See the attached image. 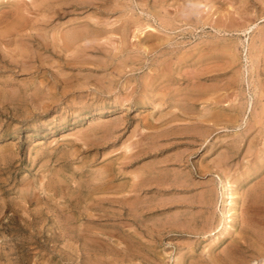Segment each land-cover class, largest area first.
Returning a JSON list of instances; mask_svg holds the SVG:
<instances>
[{"label":"rangeland","instance_id":"374dc122","mask_svg":"<svg viewBox=\"0 0 264 264\" xmlns=\"http://www.w3.org/2000/svg\"><path fill=\"white\" fill-rule=\"evenodd\" d=\"M262 2L0 0V264H264Z\"/></svg>","mask_w":264,"mask_h":264},{"label":"bare ground","instance_id":"6f19581e","mask_svg":"<svg viewBox=\"0 0 264 264\" xmlns=\"http://www.w3.org/2000/svg\"><path fill=\"white\" fill-rule=\"evenodd\" d=\"M77 1V0H76ZM85 1V0H84ZM102 1V0H101ZM233 1V0H232ZM246 1H248V0H246ZM20 2V1H19ZM28 2V1H27ZM79 2H81V1H79ZM79 2H78V4H79ZM228 2V1H227ZM230 2H231V0H230ZM25 3V2H24ZM91 3V2H90ZM241 3V2H240ZM263 3V2H262ZM92 4V3H91ZM90 4V5H91ZM114 4V3H113ZM181 4V3H180ZM215 4H217V3H215ZM264 4V3H263ZM39 5V4H38ZM42 5V4H41ZM81 5V4H80ZM183 5V4H182ZM24 6V5H23ZM33 6V5H32ZM94 6V5H93ZM176 6V5H175ZM174 6V7H175ZM205 6V5H204ZM34 7V6H33ZM40 7V6H39ZM72 7V6H71ZM107 7V6H106ZM224 7V6H223ZM169 8H171V7H169ZM19 9V8H18ZM21 9V8H20ZM28 9V8H27ZM41 9V8H40ZM166 9H167V7H166ZM177 9H178V7H177ZM181 9V8H180ZM228 9V8H227ZM175 11V10H174ZM220 11V10H219ZM219 11H217V12H219ZM228 11H230V10H228ZM25 12H27V11H25ZM42 12V11H41ZM208 12V11H207ZM221 12V11H220ZM24 13V12H23ZM39 13V12H38ZM170 14H171V12H169ZM213 13V12H212ZM253 13V12H252ZM26 14V13H25ZM64 14V13H63ZM79 14V13H78ZM203 14V13H202ZM28 15V14H27ZM26 15V16H27ZM218 15V14H217ZM223 15V14H222ZM242 15V14H241ZM170 16V15H169ZM246 16V15H245ZM28 17V16H27ZM53 17V16H52ZM119 17V16H118ZM161 17V16H160ZM168 17V16H167ZM212 17V16H211ZM221 17H223V16H221ZM29 18V17H28ZM31 18V17H30ZM51 18V17H50ZM91 18V17H90ZM134 18V17H133ZM137 18V17H136ZM209 18V17H208ZM231 18V17H230ZM54 19V18H53ZM81 19V18H80ZM101 19V18H100ZM250 19H251V17H250ZM28 20V19H27ZM40 20V19H39ZM103 20V19H102ZM227 20V19H226ZM235 20H236V18H235ZM234 20V21H235ZM243 20H244V18H243ZM119 21V20H118ZM139 21V20H138ZM157 21V20H156ZM165 21V20H164ZM241 21V20H240ZM31 22V21H30ZM29 22V23H30ZM39 22V21H38ZM103 22V21H102ZM114 22V21H113ZM221 22V21H220ZM228 22V21H227ZM236 22V21H235ZM15 23V22H14ZM13 23V24H14ZM37 23V22H36ZM35 23V24H36ZM179 23V22H178ZM249 23V22H248ZM12 24V25H13ZM131 24V23H130ZM139 24V23H138ZM142 24V23H141ZM10 25V24H9ZM46 25V24H45ZM58 25V24H57ZM251 25V24H250ZM131 26H134V25H131ZM223 26V25H222ZM135 28V27H134ZM141 28V27H140ZM145 28V27H144ZM3 29V28H2ZM124 29V28H123ZM132 29H133V27H132ZM51 30H53V29H51ZM248 30V29H247ZM246 30V31H247ZM20 31V30H19ZM40 31V30H39ZM135 31H137V30H135ZM58 32V31H57ZM4 33H5V29H4ZM26 33H27V31H26ZM130 33V32H129ZM7 35V34H6ZM138 35V34H137ZM141 35V34H140ZM134 36V35H133ZM131 37V36H130ZM2 38V37H1ZM19 38V37H18ZM58 38V37H57ZM11 39V38H10ZM130 39V38H129ZM258 39H259V43H260V45L262 46L263 45V43H264V31H263V33H261L260 35H259V37H258ZM30 40V39H29ZM45 40V39H44ZM105 40H107V39H105ZM132 40V39H131ZM130 40V41H131ZM246 40V39H245ZM5 41V40H4ZM40 41H41V39H40ZM32 42V41H31ZM124 42H125V40H124ZM68 43V42H67ZM81 43V42H80ZM114 43V42H113ZM121 43V42H120ZM203 43V42H202ZM3 44V43H2ZM24 44V43H23ZM69 44V43H68ZM104 44V43H103ZM43 45H45V44H43ZM132 45V44H131ZM245 45V44H244ZM14 46V45H13ZM12 46V47H13ZM20 46V45H19ZM108 46V45H107ZM134 46V45H133ZM5 47V46H4ZM3 47V48H4ZM24 47V46H23ZM46 47V46H45ZM25 48V47H24ZM252 48V47H251ZM6 49V48H5ZM22 49V48H21ZM77 49L78 48H76V51H77ZM85 50V49H84ZM103 50V49H102ZM184 50V49H183ZM59 51V50H58ZM12 52V51H11ZM73 52V51H72ZM242 52V51H241ZM263 52V51H262ZM10 54V53H9ZM24 54V53H23ZM52 54V53H51ZM50 54V55H51ZM78 54V53H77ZM85 54V53H84ZM11 55V54H10ZM59 55V54H58ZM25 56V55H24ZM57 57V56H56ZM83 57V56H82ZM95 57V56H94ZM105 57V56H104ZM206 57V56H205ZM30 58H31V56H30ZM69 58V57H68ZM53 59V58H52ZM72 59V58H71ZM80 59V58H79ZM123 59V58H122ZM15 60V59H14ZM55 60V59H54ZM84 61V60H83ZM171 61V60H170ZM64 62V61H63ZM71 62V61H70ZM21 63V62H20ZM212 63V62H211ZM52 64V63H51ZM65 64V63H64ZM88 64V63H87ZM244 64V63H243ZM76 65V64H75ZM75 65H74V67H75ZM23 66V65H22ZM77 66V65H76ZM39 67V66H38ZM195 67V66H194ZM46 68V67H45ZM197 68V67H196ZM186 69H188V68H186ZM36 70H38V68L36 69ZM178 70V69H177ZM108 71V70H107ZM27 72V71H26ZM197 72V71H196ZM193 73V72H192ZM197 79V78H196ZM84 80V79H83ZM134 84V83H133ZM209 87V86H208ZM64 89V88H63ZM208 89H210V88H208ZM238 89V88H237ZM66 90V89H65ZM217 92H218V90H217ZM221 94H223V93H221ZM229 94H230V92H229ZM254 95V94H253ZM218 96V95H217ZM62 98V97H61ZM74 99V98H73ZM223 99V98H222ZM47 100V99H46ZM213 100H215V98L213 99ZM84 101V100H83ZM218 101V100H217ZM188 105V104H187ZM228 105V104H227ZM199 106H201V105H199ZM260 109V108H259ZM212 110V109H211ZM56 112V111H55ZM82 114V113H81ZM130 115V114H129ZM99 116V115H98ZM210 117V116H209ZM202 118V117H201ZM232 118V117H231ZM141 119V118H140ZM223 119V118H222ZM222 119H220V120H222ZM69 120V119H68ZM215 121V120H214ZM176 123V122H175ZM203 123H205V121L203 122ZM251 123H252V121H251ZM181 125V124H180ZM217 125V124H216ZM219 126V125H218ZM113 127V126H112ZM166 127V126H165ZM183 129V128H182ZM140 130V129H139ZM165 130V129H164ZM167 130V129H166ZM209 130V129H208ZM145 131V130H144ZM244 131V130H243ZM184 132V131H183ZM248 132V131H247ZM169 134V133H168ZM198 135V134H197ZM196 135V136H197ZM208 135V134H207ZM77 137V136H76ZM206 137V136H205ZM137 140V139H136ZM197 141V140H196ZM82 142V141H81ZM86 143V142H85ZM133 144V143H132ZM91 146H93V145H91ZM125 146H126V144H125ZM131 146V145H130ZM129 146V147H130ZM133 146H134V144H133ZM136 147V146H135ZM101 148V147H100ZM128 148V147H127ZM251 148H253V147H251ZM97 149H99V148H97ZM130 150V149H129ZM178 156V155H177ZM124 162V161H123ZM135 162V161H134ZM215 164H217V163H215ZM109 167V166H108ZM264 170V169H263ZM216 177V179H217V181L218 182H220V183H222V189L223 190H225V196H226V199L229 201L230 199H231V192H230V190H229V187H228V184H227V181H222L220 178H219V176H215ZM218 189V188H217ZM140 199V198H139ZM140 201V200H139ZM22 202V201H21ZM133 202V201H132ZM227 206V205H226ZM229 206V205H228ZM164 209V208H163ZM235 211V210H234ZM94 214V213H93ZM102 217V216H101ZM98 219V218H97ZM155 236V235H154ZM157 236V235H156ZM148 239V238H147ZM117 243V242H116ZM120 249V248H119ZM141 251V250H140ZM116 253V252H115ZM112 263H114V262H112Z\"/></svg>","mask_w":264,"mask_h":264}]
</instances>
